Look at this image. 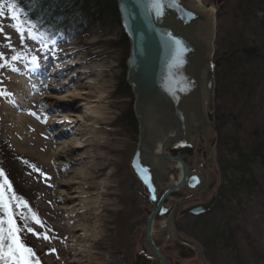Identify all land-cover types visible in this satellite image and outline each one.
<instances>
[{"label": "rangeland", "instance_id": "obj_1", "mask_svg": "<svg viewBox=\"0 0 264 264\" xmlns=\"http://www.w3.org/2000/svg\"><path fill=\"white\" fill-rule=\"evenodd\" d=\"M200 1L216 11L214 60L216 50H221V39L226 32L230 34L227 45L230 43L228 40L235 41L234 36L240 32L238 27L241 26L232 15L237 0ZM9 4H12L9 0H2L0 6V11H3V16H0V53L4 56V59H0V65H4L5 60L8 62L0 67V169L4 170L15 192L27 201L42 222V225L35 223L31 213L23 209L29 216V226L34 229V232L27 229L21 232L24 243L34 250L33 264H67L71 259L67 250L69 242L66 240L69 233L67 228L60 225L56 202L51 201L54 181L59 178V166L54 163L52 154L58 143L73 136L76 126L83 120L71 129L69 127L62 136L55 135L61 126L49 125L62 119L63 115L68 119L83 116L86 107L92 105L95 99L92 95L87 102L78 100L71 106L60 103L51 108L52 98L49 96L74 95L80 93L84 86L93 84L103 85V104L108 107L109 115L96 121L97 128L89 130L90 145L80 149L73 157L82 156L83 159L66 171L83 168L100 182L87 193L89 197L94 194L99 199L98 212L88 220L92 226L91 239L94 240L90 242L93 260L90 264H131L134 255L144 247V222L147 217L144 208L150 211L154 205L148 203L141 185L128 166L138 143V130L136 124L127 121L133 115V95L125 86L126 56L118 45L121 31L119 21L92 26L85 34L71 41L45 39V36L44 39L29 38L27 32L22 40L20 33L12 26L16 22L10 18ZM257 15L263 17L261 13ZM255 29L247 28V31L252 30L253 33ZM14 55L19 58L12 61ZM33 57L36 58L35 62ZM53 68L57 71L64 69L65 72L63 75L55 74ZM75 74L77 77L71 80ZM20 85L27 90L26 94L18 91ZM216 90L215 79L214 108L208 113L215 128L209 133L214 162H204L208 157L204 147L195 149V154L192 149L193 156H189L192 158L190 161L196 158L208 167L204 173L205 186L212 176L218 198L211 212L190 219L191 228L187 238L196 250L191 258L179 262L264 264V166L253 164L254 174L240 177L234 168L240 160L233 153V141H239L244 147L247 130L250 126L263 124L264 119L255 113L259 108L258 103L247 99L243 101L249 106L241 108L238 105V110H241L238 122L223 118L220 114L222 111L217 109L221 103L216 101ZM62 107L69 108L62 112ZM213 113L218 114L212 117ZM22 117L28 122L23 121L24 127L20 133L14 125H18L17 121ZM92 121L85 118L83 122ZM238 133H243V136L240 137ZM200 142L203 144V139L200 138ZM95 154L100 155L94 157ZM87 168H90V172ZM177 178L173 177L168 187ZM91 212L88 210L83 220L91 217ZM17 223L21 224L22 221L17 218ZM153 264L159 263L153 261Z\"/></svg>", "mask_w": 264, "mask_h": 264}, {"label": "water", "instance_id": "obj_2", "mask_svg": "<svg viewBox=\"0 0 264 264\" xmlns=\"http://www.w3.org/2000/svg\"><path fill=\"white\" fill-rule=\"evenodd\" d=\"M115 3L129 44L124 80L133 95L132 114L138 130V143L128 166L154 205L145 224L146 246L162 264H170L152 240L154 219L166 214L164 201L169 194L181 187L199 192L207 182L205 178L202 183L197 173H189L183 159L171 152L192 147L195 154V149L204 147L208 156L204 162L215 159L209 142L210 130L215 128L208 113L214 108L215 97L216 11L200 0H175L163 15H158L149 0ZM194 159L199 165L203 163ZM203 172L206 174L204 168ZM173 177L178 181L167 189ZM195 193L176 202L175 208ZM209 207L197 205L185 212L199 214ZM177 251L183 258L194 255L187 246L180 245Z\"/></svg>", "mask_w": 264, "mask_h": 264}, {"label": "trees", "instance_id": "obj_3", "mask_svg": "<svg viewBox=\"0 0 264 264\" xmlns=\"http://www.w3.org/2000/svg\"><path fill=\"white\" fill-rule=\"evenodd\" d=\"M9 1L23 13L22 19L36 23L39 33L45 39L61 38L71 41L85 34L92 26L119 21L115 0ZM259 13L263 17H259ZM232 15L245 31L238 27L240 32L234 36L235 41L228 40V45L226 40L230 34L226 32L221 39L222 51L216 50L217 57L213 60L217 83L216 101L221 103L217 109L222 111L220 114L223 118H230L236 123L241 111L238 110V105L245 108L249 105H245L243 100H252L259 107L255 113L264 119V0H237ZM245 27L255 30L251 33L252 30L247 31ZM244 38L247 40L244 41ZM118 45L127 58L129 44L122 30ZM125 86L129 89L126 84ZM217 114L213 113L212 117ZM127 121L136 124L133 115ZM250 128L247 130L249 135L247 134L244 147L239 141H233V153L240 160L239 165L234 168L240 177L254 174L253 164L264 166V121L263 124ZM242 136L243 133L240 134Z\"/></svg>", "mask_w": 264, "mask_h": 264}, {"label": "bare ground", "instance_id": "obj_4", "mask_svg": "<svg viewBox=\"0 0 264 264\" xmlns=\"http://www.w3.org/2000/svg\"><path fill=\"white\" fill-rule=\"evenodd\" d=\"M52 72L63 75L65 70L59 69L57 71V69L55 70L53 68ZM76 77V74L73 75L71 80ZM63 83H66V81H63ZM102 88V84H93L84 86L80 93L74 95L58 97L57 95L52 94L49 96V98H52V100H50L51 108L60 105V103L64 106H71V103L75 101L79 100L87 102L89 101L88 98L92 95L95 97L91 102L93 104L86 107L83 116H79L76 119H68L66 116L61 115L63 117L62 119L56 120L49 125V127L61 126L58 133L55 135L62 136L69 127L71 129V127H74L79 121H84L85 118L93 119L91 123H84L82 121L81 124L77 125L75 131H73V136L69 137L66 141L58 143V147L52 154L54 163L59 166V178L54 181V189L51 192V201L56 202V212L60 218V225H62L64 229L67 228L66 230L69 233L66 240L69 242L67 250L69 255H71V259L67 264H90L93 262L91 259L92 245L90 242H93L94 240L91 239L92 226L88 223V220L93 218L98 212L96 209L98 208L97 204L99 199L97 196L94 197V194L89 197L87 193L91 191L90 189L96 187L97 184H100V182L96 181V177L92 173L85 172L83 168H80L79 170L73 168L69 172L66 170L68 168L70 169L71 166L73 167L78 164L77 162L83 159L82 156L74 159L73 157L74 155H77L76 153L80 149L90 145V137L87 134L89 133V130L93 131L98 127L96 121L105 119L109 115L108 107L103 104L104 97L103 91L101 90ZM18 91L22 94H26L27 90L20 85L18 86ZM68 108L69 107L63 108L62 112L66 111ZM22 118L23 119L20 121H17L18 125H14L17 126L16 131L20 133L24 127L23 121H27L26 118ZM98 140L101 141L102 138ZM100 154H95L94 157H98ZM96 159L98 158H95L94 160ZM87 170L90 172V168H87ZM88 210L93 211L89 213V216L91 217L83 220ZM93 229H95V227H93Z\"/></svg>", "mask_w": 264, "mask_h": 264}, {"label": "flooded vegetation", "instance_id": "obj_5", "mask_svg": "<svg viewBox=\"0 0 264 264\" xmlns=\"http://www.w3.org/2000/svg\"><path fill=\"white\" fill-rule=\"evenodd\" d=\"M171 154L181 157L185 162L186 166L190 169L189 173H197L200 176L201 182L203 183L204 181L203 168L208 169V167L204 163H202L201 165L197 164L195 162V159L190 161L192 158L189 156V154L193 156L192 147L180 149L171 152ZM174 185L175 183H172V186L167 187V189L174 187ZM200 185L197 188H199ZM196 190L189 191L185 189V187H181L179 190L169 194L164 201L168 209L166 214L163 216H156L154 219V224L152 227V240L159 253H161L169 261L170 264H180L179 261H186L188 259L179 256L177 251L178 246L180 245L187 246L191 248L193 251L196 250L194 244L191 241H189V239L187 238L189 237L188 234L191 228L190 219L191 218L196 219L211 212L214 205L216 204L218 195L216 193L217 191L215 190V183H213L212 176H210L208 184L204 187V189H202L199 192H196ZM192 193H195L194 197L183 201L177 206V208H175L176 202L189 196ZM144 196L147 199L148 203H150L147 195L144 194ZM207 204H210V207L202 213L192 214L185 212L190 207L197 205H207ZM153 209L154 206H152L150 211L149 209L147 210V208H144V213L147 215L144 222V230L148 215ZM172 211L175 212L172 221V227H169V217ZM143 244L144 247L140 250L138 254L134 255L131 264H153V261L162 264L152 253L148 251V248L146 246L145 231H144Z\"/></svg>", "mask_w": 264, "mask_h": 264}, {"label": "snow or ice", "instance_id": "obj_6", "mask_svg": "<svg viewBox=\"0 0 264 264\" xmlns=\"http://www.w3.org/2000/svg\"><path fill=\"white\" fill-rule=\"evenodd\" d=\"M174 2L175 0H149L150 6L157 11L158 15H163L164 9ZM0 6H2V0H0ZM8 8L11 13L10 18L16 22L12 26L20 33L22 40L25 38V32L29 38L43 39V34L39 33L35 22L22 19L23 13L13 4H9ZM0 16H3V11H0ZM0 31H2V25H0ZM6 39L10 40V37L6 36ZM176 43L180 44V41H176ZM9 46L11 45L9 44ZM18 58L14 55L11 60L15 61ZM0 59H4L3 53H0ZM35 59L33 57L34 62ZM7 64L8 62L5 60V64L0 67ZM13 70L16 69L13 68ZM23 209H27L28 213H31L35 223L42 225V222L28 206L27 201H24L15 192L4 170L0 169V264H33L34 250L24 243L21 232L24 229L34 232V229L29 226V216ZM17 218L22 221L21 224L17 223Z\"/></svg>", "mask_w": 264, "mask_h": 264}]
</instances>
